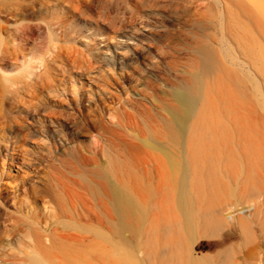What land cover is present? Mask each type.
<instances>
[{
  "label": "bare ground",
  "instance_id": "6f19581e",
  "mask_svg": "<svg viewBox=\"0 0 264 264\" xmlns=\"http://www.w3.org/2000/svg\"><path fill=\"white\" fill-rule=\"evenodd\" d=\"M216 3L242 9L264 36L241 0ZM238 39L245 61L201 43L170 99L139 94L108 171L63 187L69 200L52 192L55 210L31 217L42 225L28 233L32 264H264V47L248 30ZM27 70L8 81L17 93L40 77Z\"/></svg>",
  "mask_w": 264,
  "mask_h": 264
},
{
  "label": "rangeland",
  "instance_id": "374dc122",
  "mask_svg": "<svg viewBox=\"0 0 264 264\" xmlns=\"http://www.w3.org/2000/svg\"><path fill=\"white\" fill-rule=\"evenodd\" d=\"M216 1L0 0V264H32L28 238L42 225L31 217L55 210L52 192L69 200L63 187L108 171L129 130L120 124L125 113L148 88L170 99L171 86L193 70L194 47L207 43L245 61V30L264 47L242 9ZM241 1L264 21V0ZM33 66L40 77L17 93L8 81ZM98 147L105 150L96 164ZM211 254L196 247L197 256Z\"/></svg>",
  "mask_w": 264,
  "mask_h": 264
}]
</instances>
